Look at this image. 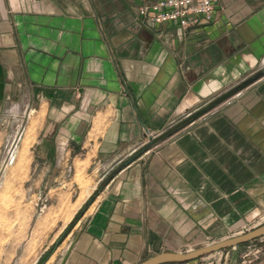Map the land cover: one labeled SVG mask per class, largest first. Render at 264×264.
Returning a JSON list of instances; mask_svg holds the SVG:
<instances>
[{"label": "crops", "instance_id": "obj_1", "mask_svg": "<svg viewBox=\"0 0 264 264\" xmlns=\"http://www.w3.org/2000/svg\"><path fill=\"white\" fill-rule=\"evenodd\" d=\"M149 2L0 0V153L103 175L64 264L191 252L264 215V0L187 29L147 23Z\"/></svg>", "mask_w": 264, "mask_h": 264}, {"label": "rangeland", "instance_id": "obj_2", "mask_svg": "<svg viewBox=\"0 0 264 264\" xmlns=\"http://www.w3.org/2000/svg\"><path fill=\"white\" fill-rule=\"evenodd\" d=\"M30 144L14 142L11 155L0 153V264H60L79 229V213L103 176L79 157L59 159L54 168L32 158ZM259 223L256 228L264 220ZM228 253L168 264H225L227 256L228 264H259L264 242Z\"/></svg>", "mask_w": 264, "mask_h": 264}, {"label": "built area", "instance_id": "obj_3", "mask_svg": "<svg viewBox=\"0 0 264 264\" xmlns=\"http://www.w3.org/2000/svg\"><path fill=\"white\" fill-rule=\"evenodd\" d=\"M213 10L214 0H150L149 4L141 6L138 11L150 25L173 23L181 29H187L209 22ZM11 153L10 146L6 156Z\"/></svg>", "mask_w": 264, "mask_h": 264}, {"label": "water", "instance_id": "obj_4", "mask_svg": "<svg viewBox=\"0 0 264 264\" xmlns=\"http://www.w3.org/2000/svg\"><path fill=\"white\" fill-rule=\"evenodd\" d=\"M264 237V224L250 230L246 233H243L241 235L231 237L229 239L219 241L217 243H214L212 245L202 247L200 249L186 252V253H162L158 254L156 256H153L146 261L140 263V264H168V263H187L194 260H197L199 258H202L204 256H208L210 254L233 249L237 246L249 243L251 241L257 240L259 238ZM70 250V249H69ZM68 250V252H69ZM64 256L61 264L65 263V260L67 258V254ZM229 258L228 256L225 259V264H228Z\"/></svg>", "mask_w": 264, "mask_h": 264}, {"label": "bare ground", "instance_id": "obj_5", "mask_svg": "<svg viewBox=\"0 0 264 264\" xmlns=\"http://www.w3.org/2000/svg\"><path fill=\"white\" fill-rule=\"evenodd\" d=\"M19 112V111H18ZM16 124H17V122H16ZM18 126V125H17Z\"/></svg>", "mask_w": 264, "mask_h": 264}, {"label": "trees", "instance_id": "obj_6", "mask_svg": "<svg viewBox=\"0 0 264 264\" xmlns=\"http://www.w3.org/2000/svg\"><path fill=\"white\" fill-rule=\"evenodd\" d=\"M244 245V244H243Z\"/></svg>", "mask_w": 264, "mask_h": 264}]
</instances>
